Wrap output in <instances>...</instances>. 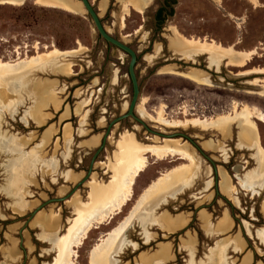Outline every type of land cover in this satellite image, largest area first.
Listing matches in <instances>:
<instances>
[{"label":"rangeland","instance_id":"374dc122","mask_svg":"<svg viewBox=\"0 0 264 264\" xmlns=\"http://www.w3.org/2000/svg\"><path fill=\"white\" fill-rule=\"evenodd\" d=\"M75 1L81 5L79 13L40 5L35 0H26L19 6L0 3V59L13 60L54 48L79 50L59 61L72 66V75L60 70L54 72L46 64L30 77L0 84V264L54 262L58 254L56 244L52 238L44 236L42 224L35 220L36 216L31 218V213L47 200L68 194L76 180L83 178L107 125L126 111L132 95L129 56L107 44L95 32L82 3ZM90 1L106 30L137 53L140 96L135 113L147 126L133 118L117 123L96 159L92 175L101 184L111 181L113 151L128 132L143 144H152V139L161 138L152 131L181 139L198 163L190 184L161 201L144 226L139 219L130 227L123 247L114 256L116 263L144 264L142 256L149 257L166 245L170 257L160 264H264V178L261 187H254L255 190L240 183L245 179L248 181L244 183L253 186L250 178L260 165L257 148L240 145L238 125L232 127L229 137L216 130L167 129L144 118L139 108V104L146 101L151 114L157 115L164 109L167 117L175 119L231 112L236 103L264 113L262 88L251 84L255 78H264V74L243 73L252 68H264V0H259L258 4L250 0H174L175 3L149 0L145 13L128 5L130 14L123 27L121 21L128 0ZM163 6H166L164 21L159 25L155 15ZM171 26H176L189 38L214 39L238 50L256 49V54L242 68L228 66L225 61L218 69L210 67L207 54H196L193 61H187L170 46ZM168 67L174 72H163L162 69ZM191 68L207 73L211 85L199 84L184 76ZM40 84L47 89L39 90ZM51 94L58 97V108H54ZM38 104L49 115L41 125L31 117V111ZM65 110L68 111L66 117ZM67 124L71 135L66 138ZM257 124L260 145L264 148V123L257 121ZM50 126L56 131L44 144L43 134ZM176 132L187 134L197 146L182 136H173ZM13 138L26 144L9 151L2 148ZM50 161L57 163L52 171L45 169ZM23 162L29 163V179L21 181L26 182L27 192L20 197L12 191L11 182L16 181V165ZM183 162L186 161L177 157L163 160L149 157L146 171L136 180L130 200L112 219L88 234L77 248L75 264H89L91 247L125 219L142 189L153 178ZM220 170L230 178L234 187L232 196L221 191ZM68 171L80 175L76 180H68L65 176ZM89 181L76 192L82 205L91 201ZM67 200L48 203L37 212L42 211L43 217L48 219L52 213L60 215L55 240L66 234L77 215L74 204ZM21 203L24 211L19 212ZM25 205L30 206L25 208ZM203 211L210 216L212 226L227 215L232 221L231 228L219 233L205 229ZM164 212L173 217L183 215L187 223L175 232L169 231L172 233L161 231L155 217ZM192 237L195 245L190 250L184 244ZM235 238L240 240L239 246L231 241ZM227 240L231 241L227 246L216 249Z\"/></svg>","mask_w":264,"mask_h":264},{"label":"bare ground","instance_id":"6f19581e","mask_svg":"<svg viewBox=\"0 0 264 264\" xmlns=\"http://www.w3.org/2000/svg\"><path fill=\"white\" fill-rule=\"evenodd\" d=\"M25 1L26 0H0V3L19 6L22 5ZM35 1L40 5L58 7L73 13H79V11L82 9L80 3L75 0ZM128 1L129 3L126 6V13L122 17L121 21L122 27L125 24L124 21L126 19V16L130 14L131 8H129L128 5H130L132 9L139 13H145L149 0ZM216 1L220 2L221 0ZM250 1L254 4L259 3V0ZM169 29L172 33V38L170 39L171 48L175 53L180 54V56H182V58L186 59L187 61H193L196 54H207L210 67L215 66L218 69L220 65L225 61L228 66L242 68L246 67L251 62L253 56L256 54V49L238 50L233 45L224 46L214 39L186 37L176 26H171ZM77 51L79 50L61 51L57 48H54L44 52L37 51L33 55L17 57L13 60L0 59V84L11 80H21L23 78L30 77L36 70L43 68V66H45L46 64H49L50 69H52L54 72L60 70L64 71L68 75H72V66L70 64L62 65V63H60L59 61L63 57L69 54H74ZM162 70L165 73L174 72L173 68L171 67L163 68ZM243 73L251 75L261 74L264 73V68H252L244 71ZM183 75L199 84L211 85L212 83L209 80V76L207 73L194 68H191L187 73ZM251 84L254 86H260L262 88V92L264 93V78H255L252 80ZM42 85L43 84L38 85L39 90L44 91L45 89H47V87H45V89L42 88ZM18 86L20 87L21 85H19L18 83ZM50 96L49 97L51 102L53 103L54 108H58L60 106L58 97L54 96V94H51ZM145 102L146 101H142V103L139 104V108L142 112L141 115L144 118H147L148 120L167 129L192 127L199 128L205 131L216 130L219 131L224 137H229L232 133V127L234 125H238V127L240 128V145L243 143L246 146L256 147L260 163V165L258 166V171L254 173V176L252 175L253 177L250 178L252 180V182L250 183L253 184V186L244 183L248 181H245V179L241 180L240 183L242 182L241 184H245L246 187L253 189L256 186L261 187L262 179L264 178V148L260 145L259 127L257 121H261L264 123V113L259 109L252 108L245 104L241 105L236 103L231 112L221 113L214 116L175 119L167 117L164 109H161L157 113V115L151 114L147 110ZM40 105L41 104H38L35 108H33V110L31 111V117H33L35 121L41 125L45 123L49 115L42 111L43 109H41ZM66 116H68V111L64 114V117ZM55 131L56 129H54L53 126H50L45 131V133L43 134L44 144H47V142L50 141ZM64 132L66 138L71 135L69 124L65 126ZM156 135L159 134L156 133ZM152 140L154 142L152 144H143L138 142L129 132L123 135L122 140L118 145V151L115 154V161L112 164L113 175L111 177V181L107 184H101L100 182L98 183L92 173L90 177L91 180H88L90 182V203L88 205H82L81 199L79 198L80 196L78 195V193H76L77 191L69 198L70 200L68 199L69 201L67 200L69 203L74 204L77 215L68 228L66 234H64L62 237L56 240L54 239L55 234L58 231V224L60 221L59 214L52 213L50 214L49 219L46 216L43 217L42 211L35 214V220L41 223L43 226L44 236L52 238L56 244L58 254L52 264H75V258H77L78 256L77 248H79L83 244L88 234L94 228H98V225H101L104 222L112 219L122 210L126 202L130 200V197L133 193L135 180L147 167L149 157H154L157 160H163L168 157H177L178 159L184 160L186 162L180 163L167 169L165 172L158 175L144 188V190L139 194L136 202L134 203V206L131 208L129 214L125 217V219H123L115 227L111 228L106 234L100 236L98 241L91 247L88 260L89 264H117L114 256L123 247L127 238V231L130 229V227H132L139 219L143 220L142 226H144V224L147 222V218L152 215V211L154 210V208L156 209L157 205H159L161 201H163L166 197L173 196L183 187L190 184L196 173L198 163L194 154L189 149L187 143L183 142L181 139L171 137H155ZM7 143V146L3 145L4 147H2L6 148L7 151H9L10 149L14 150L21 148L26 144L24 141L14 138L10 139V141H8ZM198 150L203 152L201 148H198ZM210 160L213 162L212 158H210ZM28 165V162H23L16 165L14 172L16 181L11 182L12 191L16 192V194H20V197L24 196L27 192V188L25 186L26 182L21 181L24 178H28ZM56 167L57 163H51L50 161L47 166H45V169L52 171ZM221 171L222 170H220L221 191L232 196L234 187L231 186V181L230 178L226 176L227 174L225 175ZM79 175L71 171L65 173L66 178L69 180H76ZM19 205L21 206H19L18 211H24L22 203ZM27 206L30 205H25L24 207L26 208ZM155 213L157 212L155 211ZM201 216L203 219L204 228L210 231H214L215 233L228 231L232 226V221L227 215L221 218V220H219V222L214 226H212L210 216L206 212L203 211V213H201ZM156 217L155 220L157 221V224H159L167 231H174L187 223V219L183 215L173 217L170 214L164 212ZM231 241H235L237 246L241 244L238 238H235ZM231 241H223L222 244H219V246L217 245L218 247L216 249H223V246H227ZM194 245L195 239L193 237L188 239L184 244V246L190 250L194 247ZM5 253L9 254V252L6 250ZM169 257V247L164 245L157 253L149 257L142 256L141 260L144 264H160Z\"/></svg>","mask_w":264,"mask_h":264},{"label":"water","instance_id":"95a60500","mask_svg":"<svg viewBox=\"0 0 264 264\" xmlns=\"http://www.w3.org/2000/svg\"><path fill=\"white\" fill-rule=\"evenodd\" d=\"M82 3V6L85 10V13L89 16V18L91 19L93 26H94V30L95 32H97V34L107 43L110 44L114 47H116L117 49H119L120 51L124 52L125 54H127L129 56V62H128V75L131 81V86H132V95L131 98L127 104V109L125 112H123L122 114H120L119 116L115 117L108 125L106 128L105 133L102 136V140H101V144L99 145V147L96 149V151L94 152V154L91 157L89 166H88V170L85 173V175L83 176V178H81V180H79L75 186L72 188V190L61 197H55L52 199L47 200L46 202H44L43 204H41L40 206H38L32 213H31V218L35 216V214L38 212V210H40L44 205L51 203V202H63L67 199H69L77 190L78 188L85 184V182H87L90 177L91 174L93 173V169H94V165L96 162V159L98 157V155L100 154V152L104 149L109 135L111 133L112 128L119 123L120 121L126 119V118H133L134 120H136L137 122L141 123L142 125H144V127L147 128V126L145 125V123L143 122L142 119H140L135 111H136V107L138 104V100H139V96H140V86H139V81H138V77H137V73H136V65L138 62V58H137V53L136 51L130 47L126 42H124L123 40L114 37L113 35H111L106 28L104 27L99 12L94 8L93 4L91 3L90 0H79ZM264 74V73H263ZM149 130V129H148ZM151 131V130H149ZM154 134H159V136L161 137H169L168 135H165L163 133H158V132H153ZM173 136H182L188 140H190L192 143L195 144V142H193L189 136L185 133L182 132H176L173 134ZM196 145V144H195ZM197 146V145H196ZM199 148V147H198ZM200 149V148H199ZM208 159L210 160V158L208 157ZM211 161V160H210Z\"/></svg>","mask_w":264,"mask_h":264},{"label":"crops","instance_id":"0c3cea01","mask_svg":"<svg viewBox=\"0 0 264 264\" xmlns=\"http://www.w3.org/2000/svg\"><path fill=\"white\" fill-rule=\"evenodd\" d=\"M108 140H109V139H108ZM117 151H118V148H116V149L113 151V156L111 157L112 161H115V154H116ZM95 165H97V164H95ZM145 171H146V169H145L143 172H141L140 175H139L138 177H140L141 174L144 173ZM138 177L136 178V180L138 179ZM66 179H67V178H66ZM153 179H154V178H153ZM153 179H152V180H153ZM68 180H69V179H68ZM136 180H135V182H136ZM152 180H151V181H152ZM76 181H78V180H76ZM76 181H75V182H76ZM151 181H150V182H151ZM68 182H74V181H68ZM148 184H149V183H148ZM148 184H147V185H148ZM147 185H146V186H147ZM146 186H145V187H146ZM145 187H144V188H145ZM144 188L142 189V191L144 190ZM142 191H141V192H142ZM159 214H160V213H159ZM171 216H173V215H171ZM157 225L159 226V228H160L161 231H164V232H166V233H172V232H169V231L165 230L164 228H162L159 224H157ZM174 232H175V231H174Z\"/></svg>","mask_w":264,"mask_h":264},{"label":"trees","instance_id":"16d2710c","mask_svg":"<svg viewBox=\"0 0 264 264\" xmlns=\"http://www.w3.org/2000/svg\"><path fill=\"white\" fill-rule=\"evenodd\" d=\"M172 1H174V0H172ZM174 3H175V1H174ZM165 8H166V6H163V7L159 8L156 12L155 18H156L157 23L159 25H161V23H163V21H164V17H162V16H163V12L165 11Z\"/></svg>","mask_w":264,"mask_h":264}]
</instances>
